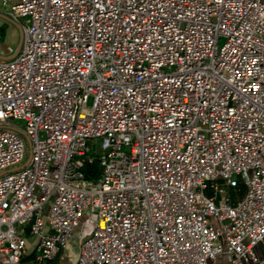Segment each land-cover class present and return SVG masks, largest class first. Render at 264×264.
I'll return each instance as SVG.
<instances>
[{
    "label": "built area",
    "instance_id": "2783aa9c",
    "mask_svg": "<svg viewBox=\"0 0 264 264\" xmlns=\"http://www.w3.org/2000/svg\"><path fill=\"white\" fill-rule=\"evenodd\" d=\"M0 13L22 33L0 56V264H19L27 236L37 263L73 238L70 264L259 262L264 0Z\"/></svg>",
    "mask_w": 264,
    "mask_h": 264
},
{
    "label": "crops",
    "instance_id": "0c3cea01",
    "mask_svg": "<svg viewBox=\"0 0 264 264\" xmlns=\"http://www.w3.org/2000/svg\"><path fill=\"white\" fill-rule=\"evenodd\" d=\"M5 20L10 25L11 23L15 25L10 19L7 18L4 14L0 13V29L3 31L0 33V56L1 57H8L12 55L16 49V46L13 47L12 45L8 43H4V37L6 36V30H8V26H4L5 30L3 29V21ZM2 25V26H1ZM14 27H17L16 25ZM18 29V28H17ZM19 32V30H18ZM37 243V237L36 236H27L26 241V248L25 252L22 254L19 264H70L72 259L74 258L76 252H77V240L76 238H73L68 246L63 248L58 252V254L50 260H47L42 263H37L35 259V245ZM256 253L259 257V262L256 263H250V264H264V252L261 245L256 246ZM207 264H231L230 256L229 255H223L219 256L216 259L209 260Z\"/></svg>",
    "mask_w": 264,
    "mask_h": 264
},
{
    "label": "rangeland",
    "instance_id": "374dc122",
    "mask_svg": "<svg viewBox=\"0 0 264 264\" xmlns=\"http://www.w3.org/2000/svg\"><path fill=\"white\" fill-rule=\"evenodd\" d=\"M3 21V20H2ZM4 24H3V29L5 30L4 26H8V30H6V36L4 37V43H8L10 45H12L13 47H17L18 45V41H19V32H18V29L17 27H14L15 25H13L11 23V25L6 22L5 20L3 21ZM1 28V27H0ZM3 32L1 29H0V33ZM1 46V44H0ZM15 123L17 124H22V120L21 119H16L14 120ZM239 188H240V192H241V195L244 191V186L242 184L239 185ZM233 193V191H232Z\"/></svg>",
    "mask_w": 264,
    "mask_h": 264
},
{
    "label": "water",
    "instance_id": "95a60500",
    "mask_svg": "<svg viewBox=\"0 0 264 264\" xmlns=\"http://www.w3.org/2000/svg\"><path fill=\"white\" fill-rule=\"evenodd\" d=\"M7 18H8V17H7ZM8 19H9V18H8ZM10 20H11V19H10ZM11 21L17 26V28H18V30H19V41H18V45H17V47H16L14 53H13L12 55L6 57V58L12 57V56H14V55L18 52L19 47H20V42H21V36H22V33H21V29H20L19 24H18L17 22L13 21V20H11Z\"/></svg>",
    "mask_w": 264,
    "mask_h": 264
},
{
    "label": "trees",
    "instance_id": "16d2710c",
    "mask_svg": "<svg viewBox=\"0 0 264 264\" xmlns=\"http://www.w3.org/2000/svg\"><path fill=\"white\" fill-rule=\"evenodd\" d=\"M94 169H96V165L95 164L90 165L89 167H86L85 171H86L87 176H89V173H91L92 170H94Z\"/></svg>",
    "mask_w": 264,
    "mask_h": 264
}]
</instances>
